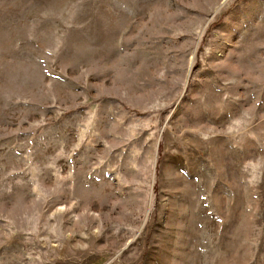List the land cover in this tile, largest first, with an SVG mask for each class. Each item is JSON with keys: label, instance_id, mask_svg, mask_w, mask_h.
I'll list each match as a JSON object with an SVG mask.
<instances>
[{"label": "rangeland", "instance_id": "rangeland-1", "mask_svg": "<svg viewBox=\"0 0 264 264\" xmlns=\"http://www.w3.org/2000/svg\"><path fill=\"white\" fill-rule=\"evenodd\" d=\"M0 264H264V0H0Z\"/></svg>", "mask_w": 264, "mask_h": 264}]
</instances>
